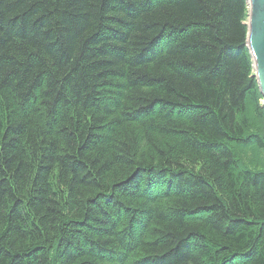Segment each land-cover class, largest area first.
Segmentation results:
<instances>
[{
    "label": "trees",
    "instance_id": "obj_1",
    "mask_svg": "<svg viewBox=\"0 0 264 264\" xmlns=\"http://www.w3.org/2000/svg\"><path fill=\"white\" fill-rule=\"evenodd\" d=\"M247 5L0 0V264H264Z\"/></svg>",
    "mask_w": 264,
    "mask_h": 264
},
{
    "label": "water",
    "instance_id": "obj_2",
    "mask_svg": "<svg viewBox=\"0 0 264 264\" xmlns=\"http://www.w3.org/2000/svg\"><path fill=\"white\" fill-rule=\"evenodd\" d=\"M248 6L247 47L264 108V0H246Z\"/></svg>",
    "mask_w": 264,
    "mask_h": 264
},
{
    "label": "rangeland",
    "instance_id": "obj_3",
    "mask_svg": "<svg viewBox=\"0 0 264 264\" xmlns=\"http://www.w3.org/2000/svg\"><path fill=\"white\" fill-rule=\"evenodd\" d=\"M248 11H249V10H248ZM248 14H249V13H248ZM247 22H248V20H247ZM254 74H255V73H254ZM260 94H261V93H260ZM262 99H263V98H262ZM261 107H263V106H262V100H261Z\"/></svg>",
    "mask_w": 264,
    "mask_h": 264
}]
</instances>
